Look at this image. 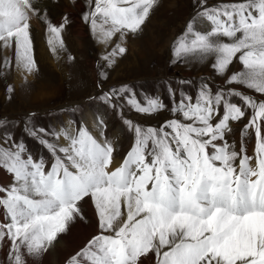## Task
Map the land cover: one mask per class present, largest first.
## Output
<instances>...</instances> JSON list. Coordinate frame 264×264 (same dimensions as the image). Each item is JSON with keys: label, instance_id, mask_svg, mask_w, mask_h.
<instances>
[{"label": "snow or ice", "instance_id": "1", "mask_svg": "<svg viewBox=\"0 0 264 264\" xmlns=\"http://www.w3.org/2000/svg\"><path fill=\"white\" fill-rule=\"evenodd\" d=\"M88 6L83 20L104 46L99 75L106 80V69L127 53L128 37L143 31L159 0H89ZM46 10L43 0H0V67H15L25 79L38 71L33 17L45 24L50 51L65 47L67 17L54 24ZM170 51L174 63L214 58L211 69L223 86L202 78L195 95L182 87L177 100L168 85V109L158 95L141 99L128 84L98 85L89 99L117 111L132 136L119 161L117 139L109 138L98 111L91 125L72 120L49 131L25 122L20 137L0 118V170L11 176L0 185L7 264L47 253L83 219L85 198L98 231L65 264H144L149 254L155 264H264V0H195ZM125 105L142 115L168 109L173 118L145 125L126 117ZM242 119L237 148L228 137ZM25 136L50 159L29 151Z\"/></svg>", "mask_w": 264, "mask_h": 264}, {"label": "rangeland", "instance_id": "2", "mask_svg": "<svg viewBox=\"0 0 264 264\" xmlns=\"http://www.w3.org/2000/svg\"><path fill=\"white\" fill-rule=\"evenodd\" d=\"M43 2L47 5V18L52 23H62L67 17V23L62 31L65 47L58 50V53L50 51L45 24L41 18L33 17L32 22L41 23L37 27L32 23L31 29L38 71L25 79L24 74L18 72L15 67L11 70L0 67V118L7 122V127L11 128L17 137L21 136L25 122L51 131L72 120L76 122L83 120L90 125L93 122L91 120L96 119L94 114L97 111L103 118L107 114L111 123L114 121L122 123L117 111L105 107L99 100L89 99L90 96L95 97L100 92L101 88L98 85H102L103 89L107 90L110 86L128 84L141 99L145 95L162 97V94L165 95L167 86L171 85L177 91V100L182 87L195 95L196 84L202 78L208 81L214 80V88L223 86L220 83L222 78L215 75L211 69L214 58L204 61L188 58L174 63L171 57L172 42L184 30L185 24L194 12L195 0H159V6L155 8L143 31L128 37L127 53L120 57L111 68L106 69V80H101L99 75L102 70L100 58L104 46L97 42L90 31L89 24L83 20L84 13L89 10V0H43ZM216 2L217 0H209V3ZM4 55L5 53L0 50V59ZM7 55L12 56L13 53L8 52ZM70 56L75 59H69ZM232 67L237 66L233 64ZM185 80L192 83L182 85L181 81ZM9 85L14 91H9ZM172 103L171 99L165 100L168 109L172 107ZM168 109L152 115H142L125 105L124 115L145 125L159 126L165 120L173 118V114ZM246 122L247 120L243 119L234 122L235 128L229 134L228 139L230 142L236 141L237 148L240 144L239 134ZM109 129L110 126L107 128L108 136ZM118 130L123 133L121 129L118 128ZM3 132L4 129H0V134ZM24 139L28 147L42 148L31 137L25 136ZM252 139L254 140V137L249 135L248 152L253 151L254 148ZM124 146L125 149L129 147L125 143L122 147ZM42 151L47 153L43 148ZM3 172L8 179L0 181V185H7L11 182V177L5 171ZM80 208L83 219L77 218L70 225L68 232L59 236L55 243L59 244L56 251L50 249L42 256L31 257L35 264L62 262L84 245L82 243L85 237L88 239L90 235L96 234L98 222L94 217L96 210L92 201L86 198L80 204ZM3 250L4 248L0 250V262L7 264L1 253ZM149 258L150 264H155L152 254H149ZM144 264L147 263L144 262Z\"/></svg>", "mask_w": 264, "mask_h": 264}, {"label": "bare ground", "instance_id": "3", "mask_svg": "<svg viewBox=\"0 0 264 264\" xmlns=\"http://www.w3.org/2000/svg\"><path fill=\"white\" fill-rule=\"evenodd\" d=\"M33 24H35V26L37 27V25H40L41 23H39L38 21H33L32 22ZM42 26V25H41ZM40 27V26H39ZM88 118H91V116H88ZM94 119V118H93ZM91 120V122L92 121H94V120ZM90 122V123H91ZM92 124V123H91ZM90 124V125H91ZM117 132L120 134L121 133V131L120 130H118L117 129ZM252 147H253V145H252ZM252 153V151H250L249 152V154H251ZM8 179V176L2 171V170H0V181L1 182H3L4 180H7ZM93 204V203H92ZM95 209V208H94ZM93 209V210H94ZM94 217L96 218V212L94 213ZM97 219V218H96ZM96 228V227H95ZM89 231H91V230H89ZM97 232V231H96ZM95 232V233H96ZM88 235V234H87ZM86 235V236H87ZM71 236V235H70ZM91 236V235H90ZM90 236H89V238L88 239H90ZM73 237H75V236H73ZM79 238V237H78ZM77 239V238H76ZM87 239V237H85L84 239H83V243H82V245L83 244H85V242L88 240ZM68 241V240H67ZM65 243H67V242H65ZM80 244V243H79ZM81 245V244H80ZM62 246H64V244H63V242H62ZM59 247V244H54V246L51 248L52 250H54V251H56L57 250V248ZM61 247V246H60ZM62 248H64V247H62ZM73 248V247H72ZM76 249V248H75ZM74 249H72V251H73ZM6 251H7V246L5 245V247H4V250L1 252L2 254H3V256L5 257V253H6ZM68 252V251H67ZM75 252V251H74ZM73 252V253H74ZM69 254V253H68ZM48 255V254H47ZM54 256H56V255H54ZM64 256V255H63ZM66 257H67V255H65ZM51 257V256H50ZM48 259V258H47ZM53 260H54V258H53ZM52 260V261H53ZM64 260V259H63ZM66 260V259H65ZM64 260V261H65ZM37 261V260H36ZM48 261V260H47ZM64 261H62V262H60V261H58V262H56L55 264H62ZM144 262L145 263H147V264H150V258H149V256L146 258V259H144ZM29 264H35V262H34V260H33V258H31V257H29Z\"/></svg>", "mask_w": 264, "mask_h": 264}, {"label": "crops", "instance_id": "4", "mask_svg": "<svg viewBox=\"0 0 264 264\" xmlns=\"http://www.w3.org/2000/svg\"><path fill=\"white\" fill-rule=\"evenodd\" d=\"M10 177H11V176H10ZM85 199H86V198H85ZM85 199H84V201H85ZM84 201H82L81 204H82ZM81 247H82V246H81ZM81 247H80V248H81ZM80 248H79V249H80ZM79 249H78V250H79ZM64 264H65V262H64Z\"/></svg>", "mask_w": 264, "mask_h": 264}]
</instances>
